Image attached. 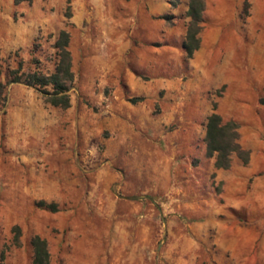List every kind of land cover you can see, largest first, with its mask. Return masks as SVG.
Masks as SVG:
<instances>
[{"label":"rangeland","instance_id":"rangeland-1","mask_svg":"<svg viewBox=\"0 0 264 264\" xmlns=\"http://www.w3.org/2000/svg\"><path fill=\"white\" fill-rule=\"evenodd\" d=\"M147 3L0 0L3 81L51 73L62 29L74 72L66 109L18 83L0 103V264H32L34 235L51 264H264V0H205L190 59L187 0ZM214 102L247 164L207 156Z\"/></svg>","mask_w":264,"mask_h":264},{"label":"trees","instance_id":"trees-1","mask_svg":"<svg viewBox=\"0 0 264 264\" xmlns=\"http://www.w3.org/2000/svg\"><path fill=\"white\" fill-rule=\"evenodd\" d=\"M34 0H13L14 5L21 3L31 4ZM71 1L66 0V16L71 13ZM171 9L176 8L181 0H167ZM205 0H188L186 17L188 18L183 49L186 58H192L193 54L200 48V32L204 22ZM166 21L173 18L172 15L160 17ZM70 34L67 30H60L54 42L56 49V64L51 73H45L38 67L32 71H22V64L15 69L7 70V80H2V66L0 63V103L5 101L8 85L12 83L24 84L36 88L43 95L45 101L53 107L66 109L70 106L69 91L73 87L74 72L72 70V59L68 49ZM142 97L131 98L130 102L135 104L141 102ZM264 105V95L259 100ZM217 103L212 104V113L207 117L205 124L204 142L206 154L213 158L215 169L227 170L231 167L233 157L239 158L243 164L249 160V151L243 149L239 143L238 124L233 120L224 121L216 112ZM38 207L51 212H57L58 208L54 203L39 201ZM15 233L13 242L19 245L20 229L13 228ZM32 248V264H51L48 243L38 235L30 240Z\"/></svg>","mask_w":264,"mask_h":264},{"label":"crops","instance_id":"crops-1","mask_svg":"<svg viewBox=\"0 0 264 264\" xmlns=\"http://www.w3.org/2000/svg\"><path fill=\"white\" fill-rule=\"evenodd\" d=\"M165 2H163V4H161L158 0L156 1H152V0H147V4H148V7H149V12L150 14H155L157 13L158 11H160V9H162L164 6H165V13H173L174 12V9H171L167 0H164ZM187 3H188V0H187ZM188 8V6H187ZM200 49V48H199ZM198 51V50H197ZM196 51V52H197ZM195 52V53H196Z\"/></svg>","mask_w":264,"mask_h":264}]
</instances>
